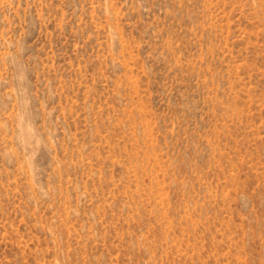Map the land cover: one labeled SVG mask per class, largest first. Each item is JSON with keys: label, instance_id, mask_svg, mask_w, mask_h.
I'll return each mask as SVG.
<instances>
[{"label": "rangeland", "instance_id": "rangeland-1", "mask_svg": "<svg viewBox=\"0 0 264 264\" xmlns=\"http://www.w3.org/2000/svg\"><path fill=\"white\" fill-rule=\"evenodd\" d=\"M0 264H264V0H0Z\"/></svg>", "mask_w": 264, "mask_h": 264}]
</instances>
